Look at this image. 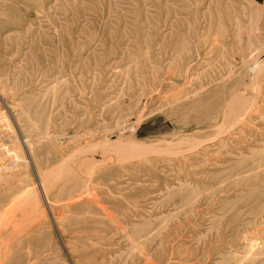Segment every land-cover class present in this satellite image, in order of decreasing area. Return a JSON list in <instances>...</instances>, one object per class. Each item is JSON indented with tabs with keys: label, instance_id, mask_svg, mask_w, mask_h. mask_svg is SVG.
Instances as JSON below:
<instances>
[{
	"label": "rangeland",
	"instance_id": "374dc122",
	"mask_svg": "<svg viewBox=\"0 0 264 264\" xmlns=\"http://www.w3.org/2000/svg\"><path fill=\"white\" fill-rule=\"evenodd\" d=\"M0 264H264V0H0Z\"/></svg>",
	"mask_w": 264,
	"mask_h": 264
}]
</instances>
